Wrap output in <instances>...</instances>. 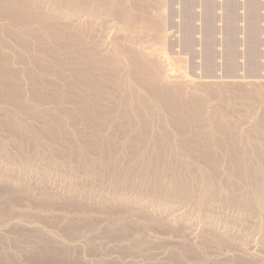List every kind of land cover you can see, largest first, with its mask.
<instances>
[{
	"label": "bare ground",
	"instance_id": "bare-ground-1",
	"mask_svg": "<svg viewBox=\"0 0 264 264\" xmlns=\"http://www.w3.org/2000/svg\"><path fill=\"white\" fill-rule=\"evenodd\" d=\"M176 2L0 0V202L14 196L0 203L3 264L15 260L2 248L8 231L39 240L37 264H82L43 238L38 222L58 209L78 216L61 220L69 236L87 229L118 246L111 264H264L249 253L253 233L264 245V81L223 80L243 65L253 78L261 70L260 1L244 6L243 57L238 0H180L181 46L192 52L201 33L203 80L170 58ZM218 21L232 75L212 81ZM27 199L38 220L18 209ZM194 223L197 243L172 247L175 263L154 262L153 232ZM85 244L104 252L103 242ZM209 247L240 254L210 262Z\"/></svg>",
	"mask_w": 264,
	"mask_h": 264
},
{
	"label": "rangeland",
	"instance_id": "rangeland-1",
	"mask_svg": "<svg viewBox=\"0 0 264 264\" xmlns=\"http://www.w3.org/2000/svg\"><path fill=\"white\" fill-rule=\"evenodd\" d=\"M259 1H260V5H261L260 15H261V18H262V20L260 19V21H261L260 22V25H261L260 26L261 27L260 29H262L261 30L262 33L260 32L261 33L260 34V39H262V45H261V48H260V51L262 53V56H261L262 58L260 59V64H262L261 65V70L258 71L256 73L257 75L256 76L254 75L255 78H253V76L251 75V73L249 75L248 74L249 72L246 69H245V71L243 69V67L245 68V66L243 65L244 64V61H246L245 59H242L244 57V54H243L244 51L243 50L245 49V44H244L245 43V41H244L245 40V34L244 33H245V26H246V24L244 23L245 22L244 20H245V17H246V11H245V7L244 6L247 5L248 0H238V3H240V6H241L240 7L241 9L238 10V13H239L238 15L241 18L239 20L240 22L238 23V25L241 28V32H242L241 34H238L239 35V38H240L239 39L240 40L239 42H241L240 43L241 45L239 44L240 46H238V48H239L238 50L240 51V54L242 52V56L243 57L242 56L239 57L238 60H237V63H239V61H240V66L243 65L241 67L242 70L239 71V72H235V74L237 73L236 74L237 77H233L234 75H232L231 73L230 74L232 76L229 75L228 70H227L226 67H225L226 70H223L222 69L223 68L222 66H224V64L226 63L225 57L223 59L225 61V63H223V65H222L223 60L220 59V58H223L221 54H223V56H225L224 55L225 54V51H224V53L222 51V50H225L224 47H223L224 45H222L223 44V41H221V40H223L222 39L223 36L221 35L222 34L221 33V29L223 28V25L224 24L222 22L218 21L216 23V27H218L220 29V31L216 35L217 42H216V48H215V50L217 52L216 53V58H217L216 63L218 64V65L216 64L217 65L216 67H220L219 69H221V71L220 70L218 71V68L217 69L215 68L216 73L214 75H217L218 77L216 76L217 77V80H216L215 76L212 74L213 79L210 77L212 81H214V80L215 81H219L220 78L223 79L227 75V73L232 78L231 77L228 78L226 76V78L223 79L226 82H230L231 79L233 80V82H238V81L240 82V80H241V82H243V81H246V82H252V81H259L260 82V81H262L263 82L264 81V56H263L264 55V0H259ZM217 2H218V4L220 6L223 5L222 4L223 0L222 1L221 0H217ZM176 3L177 4L172 5L171 9H172L173 12H175V16H177V17H175V16L174 17H171V19H173V20H170L174 25L172 23L171 24L174 27H176V28H174L173 26H172L173 28H170V33H172V34L169 37V43L171 42L173 44V45L171 44L172 46L169 45V47L170 46H171V48L173 47L174 50L171 51V52H174V53L170 56V51H169V56L173 60V62L175 60H177V62H174V64H176V66H175L176 69H179L180 70L182 68L183 69L186 68L185 71L183 69L181 71L184 72V73H187V75H190L191 78L193 77L196 80H200L202 78L201 80H203V76H205V74H202V73H204L205 69H204V66L202 68L201 65L204 64L202 62L205 59L203 58L204 55L202 53L203 52L202 50L204 48H203V46L202 47L199 46L200 45V42H201V45H202L201 33L200 34L198 33V34L195 35L196 41H199L200 40V42H197V45L194 48V50L192 52H185L183 50V47L181 46V44H182L181 43V41H182L181 40V33H180L179 28H178V27H180V24H181V18H180V16H181V4H180V0H178V2H176ZM200 10L201 9H199V8L196 9V14L198 13L197 16L198 15L201 16V13H200L201 11ZM217 12H218L217 13V16L219 17L218 19H220L221 12H222L221 11V7L219 8V10H217ZM199 21H200V19H198L195 22L196 25H199L198 27L196 26L197 28L200 29V30L198 29V32H200L202 30L201 29V26H202L201 24L202 23H201V21L200 22ZM171 24H170V27H171ZM243 27H244V30H243ZM217 44H219V45L217 46ZM220 45H222V46H220ZM222 47H223V49H222ZM171 48H168V49H171ZM194 51H195V53H194ZM199 52L202 53L203 57L200 56V53ZM198 53H199V55H198ZM218 53L220 55H218V57H217V54ZM194 54L195 55L197 54L196 56H199L200 58H197L196 59V57H194L195 56ZM184 58H185V60H184ZM186 58H187V60H186ZM201 58L203 60H201ZM184 61H185V63H184ZM200 68L203 69V70L201 71ZM29 69H33V66L29 65ZM222 70L224 72L226 71V73H224L223 78H222ZM238 75H240L239 76V79H237L238 78ZM245 76H246V78H245ZM249 77H251L253 79H251ZM205 78L206 77H204V80H206V79L209 80L210 79V78H206V79ZM233 78L237 79V81L235 79H233ZM232 80H231V82H232ZM3 135L6 136V138L8 136H10V135H6V133H3ZM1 160L2 159H0V161ZM1 165L4 166V161L0 162V166ZM50 174H49V176H50L51 180H54L55 177H53V176H55V174L52 173V174H54V175L51 174L52 176ZM29 178H30V181L29 180L28 181L31 184L30 187L33 190L34 189L36 190L37 188H35V187L36 186L38 187V185L36 183L37 181H35V179H34L36 177H34L32 175H29ZM33 179H34V181H33ZM31 180L34 183H32ZM50 185H51L50 187H54L55 188V185L53 183L52 184L50 183ZM52 191H53V193H56L57 194V190H52ZM58 194H59V192H58ZM9 195H11V194H8V196H7L8 198L5 197L6 199L5 198L4 199L2 198V202L11 199V197H14L13 195H11V197L9 198ZM2 202H0L2 205H4V204L6 205L5 202L4 203H2ZM1 204H0V206H1ZM35 204L36 203H35L34 200L27 199L23 203L20 204V206H19L18 209L20 211H28V212H30V214L33 216V220H38V217H39L40 213H37L36 210H34ZM66 217L73 219V218H77L78 216L77 215H74V214H71V213H68L67 211H63V210L58 209V210L54 211L53 214H50V213L44 214L43 223L42 222H38V224L40 225V227L43 229V235H44L43 238L51 241L54 244L53 247H55L57 249H65L66 251H68L69 256H70V259L73 260V261H80V262H82L83 260L86 259L84 261L85 263L83 262L82 264H111L112 262H110V261L116 259L115 257H118L119 256L118 251H117V249L119 250L118 246L117 245L114 246V243L112 241H110V240L105 241L98 232H90L87 229H83L82 230V233H83L82 236H80V237H78V235L69 236L68 233H67L66 228L61 223V220L65 219ZM45 218H46V221H45ZM94 220L100 222L101 230H103V231H106L107 230V228H106V222H105V217H104L103 214H97V215H95ZM253 223H255V219H249L248 220V225L253 226ZM163 228H164L163 230H159L158 231V229H157L156 230L157 233L156 232H153L151 234L154 238H152L150 240L151 243H152V246L151 247L153 248L152 249L150 247L151 248L150 249V253H151L150 255H152V254L154 255V256L152 255V258L155 260L154 262H158L159 261L161 263H168L170 260H171L170 261L171 263H173L174 260L177 262L178 261L177 258H175V256L172 254V251H173V248L172 247H175V248H177L179 250L182 248L181 250L184 252V247H182L183 245H186L187 243H189L186 246H192L194 243H197L198 242V240L196 242L195 238H192V236H195V234H196L195 231L197 230V228H199V225L197 223H194L191 226H186V225H182V227L181 226H178L177 229H172L170 227H165V226ZM236 228H237V230H240V233H241V231H242L241 230V225H237ZM190 232H191V235L192 236L190 235ZM192 232H193V234H192ZM238 233L239 232H236V234H238ZM257 235H258L257 233H253V236H252V239H251V244H250V248L251 249H250L249 253L250 254H255V255H257V258H261V259L264 260V245L262 244V238L259 235H258L259 236L258 237ZM4 236L6 238L10 239L11 241H13V242L5 243V244L2 245V248L5 251H7L10 254H15V260H14L13 264H37V262H35L34 259L37 258V257H39V256L36 253H34V251H33L39 245V242H38L39 240L37 238L27 237V236H24L22 234H16V233H13V232H10V231L4 233ZM157 240H158V242H157ZM88 241H92L94 245H97V244L103 242L104 243V252L102 251V253H100V254H91L88 250L87 251L84 250L85 249V246H86L85 243L88 242ZM115 244H116V242H115ZM158 246H159V248H158ZM153 251H155V252H153ZM80 252H82V253L80 254ZM219 252L221 254L223 253L222 254L223 256L221 254H219ZM156 254H158V255H156ZM193 254H195V253H193ZM193 254L192 253L191 254H188L189 257H190V259H192L194 257V256H192V257L190 256V255H193ZM239 254L240 253L238 252V250H237L236 247H234V252L233 251L232 252H230V251L228 252V250H226V249H224L223 252H222V250L219 251V250L214 249L213 247H209V248H207L204 251V253L202 254V256L206 260L212 262V260H215L216 258H217L216 261H218L220 255H221L220 256L221 258L219 260H221L222 257L225 258V256L232 258L233 256H236V255H239ZM199 256L202 257L200 254H198V257ZM189 257L186 258V259L189 260ZM198 257L196 255L194 258L197 259ZM247 257L249 259L251 258V256L248 253H247ZM175 261H174V263H175ZM184 261H186V260L184 259ZM50 262H51V264L52 263L53 264H56V263L57 264H60V263H58V261L57 262H55V261H53V262L52 261H48V263H50ZM140 263H141V261H140ZM0 264H3L2 261H1V259H0ZM41 264H43V263H41ZM44 264H46V263H44ZM141 264H145V263L142 262Z\"/></svg>",
	"mask_w": 264,
	"mask_h": 264
}]
</instances>
